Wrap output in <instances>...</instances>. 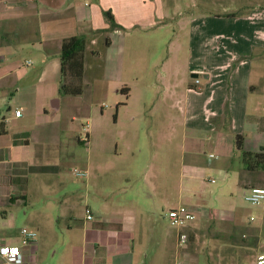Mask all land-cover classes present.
Listing matches in <instances>:
<instances>
[{
    "label": "crops",
    "instance_id": "crops-1",
    "mask_svg": "<svg viewBox=\"0 0 264 264\" xmlns=\"http://www.w3.org/2000/svg\"><path fill=\"white\" fill-rule=\"evenodd\" d=\"M163 1L0 0V227L15 226L13 218L20 206L26 205L31 177L51 206L46 217L31 224L38 240L23 248L24 264H222L211 253L191 256V240L199 237L201 242L204 232H214L221 238V248L231 251L225 260L236 262L249 249L253 250L251 259L237 264H256L264 253V204L258 215L244 213L232 204L237 189H243L245 195L253 187L264 188V174H252L250 186L243 187L241 155L236 148V136L243 135L247 151L264 149V9L246 16L193 19L189 35L195 47L185 55V64L180 67L172 56L164 58L160 52L153 62L162 64L153 74L163 89L161 100L171 106L173 114L168 116L172 129L167 137L177 135L182 141L187 176L182 189L193 192L191 186L203 185V180L212 179L210 174H217L226 183L214 191L230 209L212 214L209 210L174 234L161 230L159 208L170 205L168 211L178 209V197L155 201L147 194V199L138 197L130 204L133 208L126 210L103 196L98 215L87 207L92 220L86 214L75 217L71 213H63L61 220L55 209L57 195L52 191L56 192L58 160L71 163L76 154L69 152L68 146L89 149L93 139L91 130L87 138L74 131V115L67 114L92 83L109 81L108 68L101 60L103 50L99 49L112 44L105 13L111 12L119 26L115 35L132 32L148 38L154 35L149 28H158L163 35L170 19ZM74 37L86 41L83 91L61 95L62 47ZM148 51H131L128 56L126 47L122 50L118 65L116 62L114 90L125 101L117 105V111L131 106L140 73L132 77L135 81L125 75L130 76L127 73L139 58L148 60ZM17 111H21L20 117ZM205 150L215 153L204 160ZM168 185L167 181L165 197ZM202 222L207 224L200 225ZM182 239L188 250H181ZM4 241L20 246V233ZM154 245L150 260L146 253Z\"/></svg>",
    "mask_w": 264,
    "mask_h": 264
},
{
    "label": "rangeland",
    "instance_id": "rangeland-1",
    "mask_svg": "<svg viewBox=\"0 0 264 264\" xmlns=\"http://www.w3.org/2000/svg\"><path fill=\"white\" fill-rule=\"evenodd\" d=\"M163 3L164 11L170 18L168 31L163 35L158 28H149V32H154V35H148V38H144L147 35L141 36L132 32L115 35L113 32L115 29L110 27L108 38L112 42L111 46L99 47L103 50L101 60L108 68L109 81L92 83L83 98L75 101L73 112L69 111L67 114L68 117L70 114L74 115L72 124L74 131L79 132L81 137L87 138L88 130H91L93 139L89 149L76 144L68 146L69 152L73 151L76 154L71 163L58 160L56 192L52 191V195H57L55 209L59 210L61 220L64 217L63 213L83 217L86 209L89 208L98 215L99 205L103 204L105 199L103 196H108L109 202L116 203L126 210L133 208L130 204L138 197L140 200L147 199V194L153 195L155 201L180 198L181 206L199 207L207 211L206 213L210 210V214L214 210L221 212L230 209L229 204H225L221 198H218L214 191L226 183L217 174H210L216 183H212V179L208 182L203 180V185L198 183L191 186L193 192H189L186 187L182 189L187 180L182 141L177 135L167 137L168 131L172 129L168 117L171 114V106L162 102L163 89L160 82L156 83L157 75L153 74L159 71L162 64L160 62L155 65L153 62L156 59L155 55L160 52L164 58L170 55L179 62L180 67L183 66L186 60L185 55L195 47L189 35L190 21L206 15L246 16L253 11L263 10L264 0H164ZM125 47L128 56L131 51L147 52V50L151 55L148 56L147 61L144 57L139 58L137 66L127 73L130 76L125 75L126 78L131 79L130 81H135L132 77L140 73L139 82L136 84L137 91L131 106L119 107L117 111V105L125 99L120 92L116 93L114 90V84L118 79L116 78L118 74L115 72L116 62ZM148 85L153 88H148ZM116 113H118L117 121H115ZM136 115L137 118L133 121ZM170 140H174L171 145ZM205 153L202 157L207 160L209 154L215 152L205 150ZM88 158H90L89 165ZM210 162L215 163L216 160L211 159ZM80 172L87 174L79 175ZM205 177H208L207 174ZM165 178L169 184L167 187L170 188L167 197H165V183H167V181L164 183ZM245 179L246 185L250 186L252 175H246ZM30 180H32L31 190L26 205H21L17 210L13 218L15 226L0 227L1 240L14 237L23 229H31V224L46 217V210L51 207L48 201L42 199V193L36 189L40 184L37 185L32 177ZM228 196L232 198L230 193ZM232 200L235 209L244 213L258 215L260 212V206H253L245 201L243 189H237ZM170 207L172 206L160 205L159 208L161 230H164L166 234H174L178 230L167 218ZM202 217V213L197 214L194 222ZM2 219L0 210V222ZM206 224L207 222H202L200 225ZM200 235L201 242H198L199 237L191 240L192 257L197 252H202L204 255L211 253L222 264H237L242 260L248 261L253 255V250L247 249L240 260L236 262H231L230 259L225 260L226 256H230L231 251L221 248V238L217 239L214 232H204ZM244 240L247 239L244 238ZM180 246L182 251L188 250V244L184 239ZM155 247L154 245L146 253L150 260ZM172 258L175 259V257ZM180 259L184 261V258Z\"/></svg>",
    "mask_w": 264,
    "mask_h": 264
},
{
    "label": "trees",
    "instance_id": "trees-1",
    "mask_svg": "<svg viewBox=\"0 0 264 264\" xmlns=\"http://www.w3.org/2000/svg\"><path fill=\"white\" fill-rule=\"evenodd\" d=\"M105 16L112 29L119 28L111 12ZM86 41L84 38L74 37L64 41L61 53V95H79L83 91L84 56ZM236 148L241 155L242 183L246 189V175L264 174V149L258 152L245 149V136H236Z\"/></svg>",
    "mask_w": 264,
    "mask_h": 264
},
{
    "label": "built area",
    "instance_id": "built-area-1",
    "mask_svg": "<svg viewBox=\"0 0 264 264\" xmlns=\"http://www.w3.org/2000/svg\"><path fill=\"white\" fill-rule=\"evenodd\" d=\"M4 58V56H3ZM196 84H199V80H196ZM16 116H21V111L16 112ZM86 172H80L79 175L85 176ZM212 183L215 182L214 179L211 180ZM246 202L253 206H260L264 204V188L263 187H253L247 191L244 195ZM202 208H188L179 207L168 212L167 216L170 224L177 228H186L190 223L194 222L197 214L206 213ZM86 215L88 220L93 219V214L90 209L86 210ZM38 240V233L31 229H23L20 232V246H13L5 243L4 240L0 239V264H24L25 254L23 248L33 246ZM177 264H182L178 262ZM256 264H264V253L260 254L256 260Z\"/></svg>",
    "mask_w": 264,
    "mask_h": 264
}]
</instances>
